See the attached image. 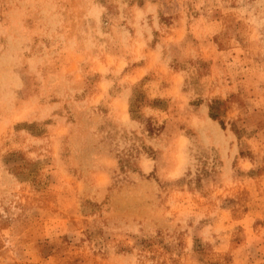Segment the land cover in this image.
I'll use <instances>...</instances> for the list:
<instances>
[{"label": "rangeland", "instance_id": "obj_1", "mask_svg": "<svg viewBox=\"0 0 264 264\" xmlns=\"http://www.w3.org/2000/svg\"><path fill=\"white\" fill-rule=\"evenodd\" d=\"M0 264H264V0H0Z\"/></svg>", "mask_w": 264, "mask_h": 264}]
</instances>
